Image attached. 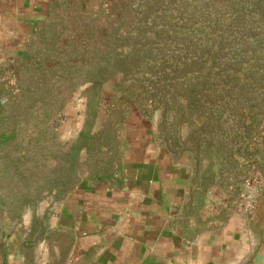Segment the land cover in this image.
<instances>
[{
  "label": "rangeland",
  "instance_id": "obj_1",
  "mask_svg": "<svg viewBox=\"0 0 264 264\" xmlns=\"http://www.w3.org/2000/svg\"><path fill=\"white\" fill-rule=\"evenodd\" d=\"M53 5L0 71V229L115 172L133 114L206 164L196 225L251 214L264 195V0Z\"/></svg>",
  "mask_w": 264,
  "mask_h": 264
},
{
  "label": "crops",
  "instance_id": "obj_2",
  "mask_svg": "<svg viewBox=\"0 0 264 264\" xmlns=\"http://www.w3.org/2000/svg\"><path fill=\"white\" fill-rule=\"evenodd\" d=\"M54 2L0 0V71L25 54ZM159 130L131 115L117 170L84 178L54 209L30 208L15 230L0 229V264H264V195L249 215L199 227L188 208L214 188L200 183L206 164Z\"/></svg>",
  "mask_w": 264,
  "mask_h": 264
},
{
  "label": "built area",
  "instance_id": "obj_3",
  "mask_svg": "<svg viewBox=\"0 0 264 264\" xmlns=\"http://www.w3.org/2000/svg\"><path fill=\"white\" fill-rule=\"evenodd\" d=\"M5 98H3V97H0V103H3V102H5Z\"/></svg>",
  "mask_w": 264,
  "mask_h": 264
}]
</instances>
